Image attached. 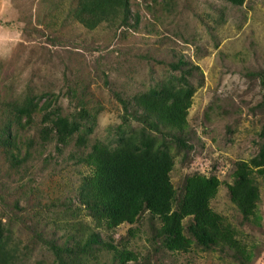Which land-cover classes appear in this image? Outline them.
I'll use <instances>...</instances> for the list:
<instances>
[{"label":"rangeland","instance_id":"374dc122","mask_svg":"<svg viewBox=\"0 0 264 264\" xmlns=\"http://www.w3.org/2000/svg\"><path fill=\"white\" fill-rule=\"evenodd\" d=\"M71 4V0H0V128L1 112L13 101L51 99V109L71 120L76 116L79 122L84 121L77 116L80 105L90 112L100 109L89 123L91 132L85 121L83 136L88 144L103 141L108 130L122 122L114 94L129 100L170 75L179 76L181 72L172 71L170 65L183 60L181 69L190 68L189 82L195 92L187 128L172 132L184 144L168 141L174 159L171 182L181 191L187 176L216 175L223 184L211 201L212 210L237 231L236 238L249 256L244 264H264V179L257 177L260 201L248 220L230 202L225 186L232 182L236 162L254 156L262 140L257 134L264 126V112L256 107L262 91L250 71L264 70V0H246L241 7L220 0H131L132 15L139 16L137 25L133 19L129 27L103 24L93 31L68 19ZM45 130L38 113L22 132L29 149L18 171L7 167L0 148L2 196L14 197L25 209L11 222L13 238L33 248L23 264L35 263L34 257L52 262L46 248L34 240L30 243L26 228L33 225L50 239L99 232L103 242L117 250L126 245L129 230L139 231L126 248L145 255L148 216L115 230L96 226L75 198L82 175L89 171L70 157L79 150L77 143L56 151L55 137L48 133L45 143L41 138ZM19 187L30 193L21 195ZM1 207V222L6 223ZM95 249L93 262L117 264L114 252ZM158 260L163 264H238L230 251L220 254L196 247L190 253L175 254L161 248L150 258L151 264H159Z\"/></svg>","mask_w":264,"mask_h":264},{"label":"trees","instance_id":"16d2710c","mask_svg":"<svg viewBox=\"0 0 264 264\" xmlns=\"http://www.w3.org/2000/svg\"><path fill=\"white\" fill-rule=\"evenodd\" d=\"M220 1L241 7L246 0ZM71 2L73 7L68 8L66 16L87 31L103 24L124 28L129 27L133 19L135 25L139 22V16L132 15L131 0ZM183 65L185 63L181 59L171 64L172 71L181 72L179 76L170 75L164 82L129 100L114 94L122 109V122L114 130L109 129L103 141L97 140L91 145L86 143L83 131L86 130L85 121L88 123L87 131H92L89 123L97 117L98 108L90 112L80 105L77 116L83 122L75 120L76 116L71 120V116L60 115L58 110L51 109V99L43 103L40 99L30 98L13 101L1 112L0 148L8 168L18 171L27 161L29 143L23 140L22 132L31 127L38 113H42L46 124V132H42L41 137L44 143L48 141V133L55 137L56 151H62L71 144L75 147L74 143H77L79 150L71 153L70 157L76 165L89 171L82 175L75 198L96 226L115 230L121 225L134 226L144 215L149 218L150 235L145 237L148 247L143 256L133 247L126 248L130 238L139 236V231L129 230L128 240L124 242L126 245L117 250L110 243L103 242L99 232L90 231L79 238L70 234L50 239L39 234L35 225L27 227L32 236L30 243L33 244L34 240L40 248H46L52 258L50 264H100L93 262L96 247L108 253L114 252L113 262L117 264H151L150 258L161 248L170 254L190 253L193 247L220 254L230 251L238 264H244L249 258L236 238L235 228L210 206L223 184L216 175L195 173L187 176L181 191H177L171 182L174 159L168 141H173L176 146L184 144L172 132L182 133L187 128V114L195 92L189 82L190 68L182 70ZM252 71L251 77L260 82L262 91L261 102L256 107L261 106L264 112V70ZM257 136L262 139L257 153L247 161H237L232 182L225 183L230 202L244 220L255 214L260 201L257 177L264 179V126ZM19 188L21 195L30 193L23 187ZM3 192L0 190V206L8 221L2 223L0 216V264H23L28 251H33V248L22 246L13 238L11 222H16L25 209L14 197H3ZM185 219H189L187 224L183 223ZM34 259L32 264H48L40 258ZM158 263L163 264L160 260Z\"/></svg>","mask_w":264,"mask_h":264}]
</instances>
